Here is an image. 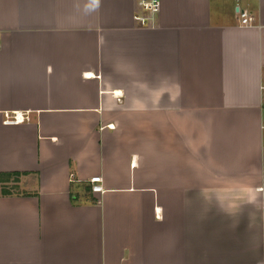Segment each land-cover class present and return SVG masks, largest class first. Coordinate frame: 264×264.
<instances>
[{
  "label": "crops",
  "instance_id": "0c3cea01",
  "mask_svg": "<svg viewBox=\"0 0 264 264\" xmlns=\"http://www.w3.org/2000/svg\"><path fill=\"white\" fill-rule=\"evenodd\" d=\"M251 2L0 0V264H264Z\"/></svg>",
  "mask_w": 264,
  "mask_h": 264
},
{
  "label": "built area",
  "instance_id": "2783aa9c",
  "mask_svg": "<svg viewBox=\"0 0 264 264\" xmlns=\"http://www.w3.org/2000/svg\"><path fill=\"white\" fill-rule=\"evenodd\" d=\"M137 7V13L134 14V21L141 27L150 26L153 24L154 18L159 13L160 0H134ZM255 1V0H250ZM239 25L242 27L250 26L253 23V17L246 11L237 9ZM5 124L20 123L24 120L23 117L18 114H13L11 117H6ZM261 130L264 132V120L261 122ZM100 177H93L89 179L90 192L93 194H99L102 192L100 185Z\"/></svg>",
  "mask_w": 264,
  "mask_h": 264
},
{
  "label": "trees",
  "instance_id": "16d2710c",
  "mask_svg": "<svg viewBox=\"0 0 264 264\" xmlns=\"http://www.w3.org/2000/svg\"><path fill=\"white\" fill-rule=\"evenodd\" d=\"M11 176L16 177V181L17 182V177H19L20 175L18 173H5V174H0V185H1V195H8L9 194V189L7 188V186L5 185L7 182V179Z\"/></svg>",
  "mask_w": 264,
  "mask_h": 264
},
{
  "label": "rangeland",
  "instance_id": "374dc122",
  "mask_svg": "<svg viewBox=\"0 0 264 264\" xmlns=\"http://www.w3.org/2000/svg\"><path fill=\"white\" fill-rule=\"evenodd\" d=\"M247 1V0H246ZM253 2V1H252ZM251 2V3H252ZM239 8H241V5H239ZM140 26V25H139ZM151 27H153V25H150ZM150 26H145V27H141V28H149ZM15 181H16V177H9L8 179H7V182H6V186H7V188L11 191V192H15V190L16 189H13V190H11L12 188H14V186H15ZM8 190V191H9ZM0 194H1V185H0Z\"/></svg>",
  "mask_w": 264,
  "mask_h": 264
},
{
  "label": "clouds",
  "instance_id": "9594fccd",
  "mask_svg": "<svg viewBox=\"0 0 264 264\" xmlns=\"http://www.w3.org/2000/svg\"><path fill=\"white\" fill-rule=\"evenodd\" d=\"M99 4V0H97V5Z\"/></svg>",
  "mask_w": 264,
  "mask_h": 264
},
{
  "label": "water",
  "instance_id": "95a60500",
  "mask_svg": "<svg viewBox=\"0 0 264 264\" xmlns=\"http://www.w3.org/2000/svg\"><path fill=\"white\" fill-rule=\"evenodd\" d=\"M237 10V9H236Z\"/></svg>",
  "mask_w": 264,
  "mask_h": 264
}]
</instances>
